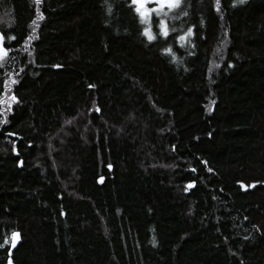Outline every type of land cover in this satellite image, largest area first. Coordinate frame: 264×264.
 I'll list each match as a JSON object with an SVG mask.
<instances>
[{
    "label": "trees",
    "instance_id": "obj_1",
    "mask_svg": "<svg viewBox=\"0 0 264 264\" xmlns=\"http://www.w3.org/2000/svg\"><path fill=\"white\" fill-rule=\"evenodd\" d=\"M134 9L0 0V264H264V0Z\"/></svg>",
    "mask_w": 264,
    "mask_h": 264
},
{
    "label": "snow or ice",
    "instance_id": "obj_2",
    "mask_svg": "<svg viewBox=\"0 0 264 264\" xmlns=\"http://www.w3.org/2000/svg\"><path fill=\"white\" fill-rule=\"evenodd\" d=\"M35 2H36V4H39L41 2V0H35ZM239 3H244V0H239ZM131 4L133 6H135V9H134L135 12L137 14H139V16L143 20L144 18L150 19L152 13H156L157 15H159V13L165 8H167L169 10L180 8L181 4H182V0H131ZM216 4H217V10L219 11V0H216ZM149 5H155V7H149ZM109 12H111V7H109ZM183 14L185 16H187L188 13L185 11ZM38 19H43V16H39ZM32 23L36 24V20L34 19L32 21ZM158 27L160 28V31L162 32L164 37L169 36L168 26L164 20L161 19L159 21ZM173 31H174V29H173ZM192 34H193V30H192V28H189L187 33H185L184 36H180L179 39L185 40L187 36L192 35ZM143 35L147 36L149 41L156 39L155 35L152 34L150 29H145ZM5 39H6V37L3 33V31H0V68L3 67V62L8 57V54L10 51V49H8L4 46ZM10 39L15 40L16 37L12 36V37H10ZM164 51L171 52L172 49L169 48V49H165ZM55 67H61V66L56 65ZM21 71H23V69H21ZM15 75H18V74H14L12 77H10L11 83L13 85L18 83L17 79L15 78ZM4 84H5V87H7L8 81L7 80L4 81ZM89 87H92V85H89ZM10 100L12 103H19L18 97L15 94H13L10 97ZM0 103H5V101L0 100ZM8 108H9V110L11 109V104L8 105ZM97 111H99V109H97ZM0 123H7V115H5L3 121H0ZM10 135H14V134H10ZM17 155H18V153H17ZM203 163L207 164L206 161H204ZM193 171H195V169H193ZM208 171L211 172L212 169L209 168ZM192 187H194L193 184L187 185V189H190ZM247 187H255V184L245 186V190H247ZM19 236H20L19 233H12V240H11L10 248L16 247V245L18 243ZM5 243H8V241L5 240ZM9 254H11V253L9 252ZM8 264H13L11 259H9Z\"/></svg>",
    "mask_w": 264,
    "mask_h": 264
},
{
    "label": "rangeland",
    "instance_id": "obj_3",
    "mask_svg": "<svg viewBox=\"0 0 264 264\" xmlns=\"http://www.w3.org/2000/svg\"><path fill=\"white\" fill-rule=\"evenodd\" d=\"M149 7H155V5H149ZM174 9L169 10L167 8L163 9L159 15L156 13H152L150 19L149 18H144L143 21L145 20L147 29L151 28V25L154 26L156 23L159 24V21L162 19L167 23V19L172 16V12ZM159 18V20H157Z\"/></svg>",
    "mask_w": 264,
    "mask_h": 264
}]
</instances>
